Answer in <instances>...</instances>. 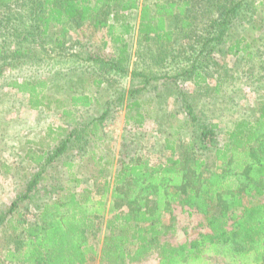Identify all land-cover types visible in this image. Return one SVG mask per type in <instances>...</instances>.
I'll list each match as a JSON object with an SVG mask.
<instances>
[{"label":"trees","instance_id":"obj_1","mask_svg":"<svg viewBox=\"0 0 264 264\" xmlns=\"http://www.w3.org/2000/svg\"><path fill=\"white\" fill-rule=\"evenodd\" d=\"M14 1L0 3L9 5ZM20 2L28 6L29 16L32 14L29 19L33 31L28 30L27 34L46 39L51 30L59 27V37L54 41L59 47L65 44L61 38H65L69 25L78 30L92 23L95 29H106L116 58L72 53L97 64L99 69L127 71L126 36L134 31L145 42L154 40L163 45L176 38L169 27L171 20L180 19L182 31L192 25L185 17L190 0L153 5H139L138 0ZM206 2L209 22L202 21L201 33L195 34L190 43L189 48L195 51L191 64L173 75L134 71L139 85L120 92L116 98L119 103L125 102L128 119L142 123L146 116L142 107L152 101H144L140 96L160 87H174L184 114L177 129L185 135L178 139L187 136L185 142L179 143V150L175 148V139L167 136L164 146L172 155L165 162L151 164L148 156L134 153L120 159L112 171L111 159L103 160L104 155L96 152L103 140L105 120L112 111L110 103L103 105L98 116L80 122L74 109L97 102L93 94H71L68 103L56 99V108L66 126L47 128V136L55 142L48 149L36 150L27 144L30 141H25L23 157L30 164L25 183L8 206L0 209V264H86L90 256H95L99 264H128L141 262L152 252L157 256L156 264H214L212 260L218 257L228 264H264V201L260 200L264 195V102L258 105L254 117L239 118L221 133L216 121L195 112L188 91L177 83L184 78L197 88L203 87L204 68L213 54L251 57L252 43L238 28L243 21H253L256 6H252V0ZM135 10L139 11L136 27L128 20ZM196 44H200L199 50L194 47ZM4 45L7 41H0L1 56L7 51ZM106 45L103 38V46ZM23 53L26 54L23 49L14 51L12 60ZM26 57L31 58L27 54ZM6 80V86L28 94L31 108H50L53 103L44 93L48 83L43 79L10 76ZM94 81L96 85L101 82L99 78ZM72 151L80 159L89 157L97 167V196L89 187L76 190L69 185L70 181L76 187L81 183L75 176V164L65 158ZM62 169L64 183L62 179L51 181ZM174 206L188 207L203 215L208 232L181 244L161 241L160 237L172 228L165 223L164 214ZM30 208L34 221L28 223L24 212ZM102 222L105 232L98 248L91 237Z\"/></svg>","mask_w":264,"mask_h":264},{"label":"rangeland","instance_id":"obj_2","mask_svg":"<svg viewBox=\"0 0 264 264\" xmlns=\"http://www.w3.org/2000/svg\"><path fill=\"white\" fill-rule=\"evenodd\" d=\"M165 1L170 0H138V3L153 5ZM175 1L179 3L180 0ZM253 4L256 6L253 21L241 22L238 29L246 41L252 43L254 54L251 57L245 55L244 58L223 53L213 54L208 66L204 68L206 84L203 87L197 88L184 78L177 81L179 86L188 91L189 102L195 112L216 121L221 133L230 129L239 118L254 117L258 105L264 102V0H252V6ZM26 8L28 6H22L20 0L9 5L0 3V41H7L4 48L8 51L0 55V166L8 165L7 168L0 167V209L8 206L25 183L26 170L30 165L23 157L25 141H30L27 144L41 151L55 143L52 137L47 136V128L66 126V122L54 101L63 99L68 103L71 94L90 93L98 100L90 107L74 109L75 118L80 122L98 116L103 105L110 103L112 111L105 120L103 140L98 143L96 152L97 155H104L103 160L111 159L112 171L117 168L120 159H127L134 153L148 156L151 164L165 162L172 155L164 146L167 136L175 139V148L179 150V143L185 142L184 138L187 136L178 139L184 133L177 129L184 119V114L175 98L174 87H160L140 96L144 101H152L151 105L144 104L142 107V110L146 109L142 123L128 119L125 102L119 103L116 98L120 92L139 85V79L133 75L134 71L147 75H173L191 64L195 51L189 48L190 43L195 34L201 33L202 21L209 22L206 21V0H190L185 17L192 25L185 31L180 29V19L169 21V27L175 31L176 37L169 44L159 45L154 40L145 42L138 38L135 31L127 35L129 53L125 65L126 72L109 67L99 69L97 64L81 58L97 53L116 58V49L107 36L106 29H95L91 26L92 23L85 24L78 30L69 25L65 38H61L65 44L59 47L54 43L59 37V27L51 30L46 39L39 35L31 37L27 34L28 30L33 29L29 19L32 14L29 16ZM128 16L129 22L136 27L139 11L135 10ZM103 38L107 41L106 46H103ZM194 47L199 50L200 44ZM18 49H23L31 58L23 53L12 60L11 56ZM73 52H77L81 57L73 56ZM10 76L38 77L47 81L48 86L44 93L53 102L50 108H31L27 93L6 86V79ZM97 78L101 80L99 85L94 81ZM65 158L75 164V176L81 180L78 187L71 181L69 185L76 190L89 187L94 196H97L100 191L97 187L100 177L90 158L80 159L76 151L68 153ZM61 179L64 183V169L58 170L51 181L58 182ZM260 200L264 201V195ZM24 217L28 223L33 222V208L24 212ZM164 218L165 223L172 228L160 237L161 241L181 244L208 232L203 215L188 207L174 206L171 212L164 214ZM104 232L102 222L95 236L91 237L98 248ZM9 242L12 240L9 239ZM2 245L1 238L0 249ZM212 262L228 264L225 259L219 257L214 258ZM156 263L157 256L152 252L143 261L128 264ZM86 264L99 262L95 256H90Z\"/></svg>","mask_w":264,"mask_h":264}]
</instances>
